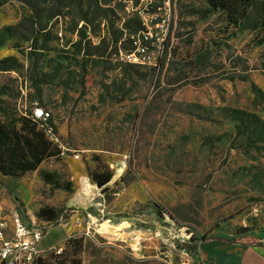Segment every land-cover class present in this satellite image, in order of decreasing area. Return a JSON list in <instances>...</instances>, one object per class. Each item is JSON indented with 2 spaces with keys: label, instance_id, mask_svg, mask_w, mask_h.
I'll list each match as a JSON object with an SVG mask.
<instances>
[{
  "label": "rangeland",
  "instance_id": "obj_1",
  "mask_svg": "<svg viewBox=\"0 0 264 264\" xmlns=\"http://www.w3.org/2000/svg\"><path fill=\"white\" fill-rule=\"evenodd\" d=\"M149 1L0 0V121L31 118L36 86L62 152L13 179L24 202L0 175V217L75 209L69 169L96 157L114 179L92 188L88 235L67 237L69 210L44 226L42 259L67 264L76 239L80 264H205L199 239L264 231V0L238 24L205 0ZM148 30L163 68L132 54Z\"/></svg>",
  "mask_w": 264,
  "mask_h": 264
},
{
  "label": "trees",
  "instance_id": "obj_2",
  "mask_svg": "<svg viewBox=\"0 0 264 264\" xmlns=\"http://www.w3.org/2000/svg\"><path fill=\"white\" fill-rule=\"evenodd\" d=\"M206 3L213 9L222 11L227 20L232 24H238L245 16L246 10L250 0H205ZM84 37V34H82ZM36 43V41H35ZM158 66L163 68V64L158 62ZM157 67V66H156ZM12 68V67H9ZM155 70V67L153 68ZM245 80V79H242ZM35 101L37 106L48 112L42 100L41 90L35 86ZM41 121L31 118H21L13 121H0V175L10 177L12 179H20L26 174L36 171L39 166L51 158H58L60 156L61 148L58 144L51 141L40 127ZM47 126L51 128L54 137H57V129L52 122L50 115L46 122ZM39 126V127H38ZM96 166L93 170L86 167L87 177H90L91 184L100 189L101 194H105L108 190L107 186L113 178V173L107 164L95 158ZM45 184L53 185L51 175L45 173L41 176ZM122 178H120V181ZM55 186V185H54ZM59 188V187H56ZM65 191L72 193L71 185L66 184ZM107 196V195H106ZM17 200V198H16ZM67 210V209H66ZM66 210L56 211L51 207H41L36 213L35 217L39 222L51 224L56 222L62 216L67 218ZM194 238H191V241ZM203 238L199 242L204 243ZM218 242L232 243V240L216 239ZM82 242L74 239L69 242V252H65V262L67 264H80L76 259V254L80 251ZM34 264H56L55 261L49 259L38 258Z\"/></svg>",
  "mask_w": 264,
  "mask_h": 264
},
{
  "label": "built area",
  "instance_id": "obj_3",
  "mask_svg": "<svg viewBox=\"0 0 264 264\" xmlns=\"http://www.w3.org/2000/svg\"><path fill=\"white\" fill-rule=\"evenodd\" d=\"M142 2H151L141 0ZM163 38L156 35L153 39L150 31L139 32L133 39V53L144 60L148 66L156 67L161 60ZM156 47V50H155ZM32 119L41 121L40 127L44 134L54 142L56 137L46 122L50 113L41 108H36L31 113ZM89 216V215H88ZM35 220H26L16 209H12L8 216L0 217V264H34L44 251L39 249V244L44 235V226ZM90 224L86 223L84 235L89 234Z\"/></svg>",
  "mask_w": 264,
  "mask_h": 264
},
{
  "label": "crops",
  "instance_id": "obj_4",
  "mask_svg": "<svg viewBox=\"0 0 264 264\" xmlns=\"http://www.w3.org/2000/svg\"><path fill=\"white\" fill-rule=\"evenodd\" d=\"M72 156H68L67 164L69 162V159ZM81 170L76 171L75 169H69L70 173L72 174V179L75 181V193L78 196L79 199L77 202L73 203L74 196L71 195L67 200V208L74 207L75 209H67L69 210L70 216H69V222H65L63 225V228L65 229V232L67 233V237L69 232H71V229H68L69 224L72 222V230H75V228H81L83 224L86 225L85 219L87 218L84 216L85 210L84 208L88 205V202L90 200V196L92 194V188L94 185L92 184V188L84 187L82 189V178L79 186L77 185V179L80 177H87L85 174L84 167L80 165ZM34 173V172H32ZM79 176V177H77ZM114 180V179H112ZM1 181L9 188L11 189L20 199L22 202L25 201L23 197L20 195L23 194V185L21 184V181H15L10 177H3ZM112 182V181H111ZM77 190V192H76ZM20 192L22 194H20ZM78 193V194H77ZM69 202H72L71 205H69ZM81 210V211H80ZM89 214H87L88 216ZM34 220V219H31ZM90 224V223H89ZM84 228V227H83ZM80 232H83V229ZM78 231V232H79ZM46 233L43 235V238L41 242L43 241ZM245 237L236 240L232 243L227 242H218V241H210V242H204L200 244L199 247V255L202 262L205 264H264V239H260L261 236H264V231H261V233L258 232H249L247 234H243ZM220 237V235H217ZM223 238V237H220ZM225 240V239H224ZM40 242V243H41ZM40 245V244H39ZM205 248V249H204ZM42 251L45 249H41Z\"/></svg>",
  "mask_w": 264,
  "mask_h": 264
},
{
  "label": "clouds",
  "instance_id": "obj_5",
  "mask_svg": "<svg viewBox=\"0 0 264 264\" xmlns=\"http://www.w3.org/2000/svg\"><path fill=\"white\" fill-rule=\"evenodd\" d=\"M85 186L88 187V188H92L93 187L92 184H91L90 177H82V185H81L82 189Z\"/></svg>",
  "mask_w": 264,
  "mask_h": 264
}]
</instances>
